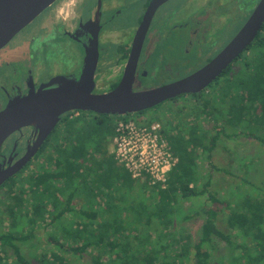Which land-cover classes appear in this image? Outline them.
Wrapping results in <instances>:
<instances>
[{
    "label": "trees",
    "instance_id": "obj_1",
    "mask_svg": "<svg viewBox=\"0 0 264 264\" xmlns=\"http://www.w3.org/2000/svg\"><path fill=\"white\" fill-rule=\"evenodd\" d=\"M249 50L252 58L243 63L247 71L230 76L231 66ZM243 53L223 79L189 95L194 100L192 113L182 115L189 124L191 116L198 118L196 124L181 129L179 122H161L177 158L163 185L132 179L108 152L114 121L126 115L73 111L78 116L68 119L71 112L65 113L62 135L45 145L50 149L40 172L28 175L22 189L11 181L15 176L0 186L10 201L7 226L0 230V264H70L64 254L75 255L73 264H80L78 260L94 249L107 257L101 262L99 255L91 256V264H264V188L252 185L230 192L232 207L224 231L217 223L221 201L208 190L209 176L200 175L195 159L196 151L208 154L223 134L217 129L207 138L200 121L210 117L232 128L242 126L254 137L255 130L260 133L255 138L264 145V23ZM248 168L245 163L243 169ZM75 198L86 201V206H72ZM65 215L69 217L64 219ZM194 217L202 222L191 237L183 224ZM176 223L178 229L168 233ZM49 226L55 232L47 234L52 249L26 256L22 248Z\"/></svg>",
    "mask_w": 264,
    "mask_h": 264
},
{
    "label": "flooded vegetation",
    "instance_id": "obj_2",
    "mask_svg": "<svg viewBox=\"0 0 264 264\" xmlns=\"http://www.w3.org/2000/svg\"><path fill=\"white\" fill-rule=\"evenodd\" d=\"M258 2L55 0L0 49L2 56L19 34L31 28V34L21 45L9 49L0 60V110L10 98L26 95L51 79H79L89 48L95 49L97 54L93 71L94 94L109 92L119 84L136 43H140V49L131 86L133 91L182 79L208 64L223 50ZM43 13L44 16H40ZM11 51L18 55L11 57ZM232 62L215 79H223ZM34 79L44 80L35 82ZM205 88L195 94L204 92ZM189 95L174 96L153 108ZM63 116L25 166L42 152L41 148L53 141L50 136ZM36 139L33 127H23L10 134L0 146L2 168L21 160L31 151Z\"/></svg>",
    "mask_w": 264,
    "mask_h": 264
},
{
    "label": "water",
    "instance_id": "obj_3",
    "mask_svg": "<svg viewBox=\"0 0 264 264\" xmlns=\"http://www.w3.org/2000/svg\"><path fill=\"white\" fill-rule=\"evenodd\" d=\"M54 1L0 0V49ZM263 23L264 0H259L241 28L208 64L182 79L142 91H133L131 87L140 43L133 45L119 84L103 94L92 93L97 54L95 49H87L79 79H51L26 95L10 98L0 110V146L10 134L23 127H33L37 132L36 144L21 160L5 169L0 164V186L25 166L60 116L73 111L125 116L174 96L199 93L248 48Z\"/></svg>",
    "mask_w": 264,
    "mask_h": 264
},
{
    "label": "rangeland",
    "instance_id": "obj_4",
    "mask_svg": "<svg viewBox=\"0 0 264 264\" xmlns=\"http://www.w3.org/2000/svg\"><path fill=\"white\" fill-rule=\"evenodd\" d=\"M40 16H44V13ZM31 34V28H27L26 31L19 34L9 45V49H16L18 46L21 45V41L25 39L27 36ZM20 43V44H19ZM7 51V52H8ZM6 52V53H7ZM251 50L243 53L240 59L236 63H234L230 71V76L235 75L237 71L241 70L242 72L247 71L245 67H243L244 61L247 58H252ZM5 53V54H6ZM0 56V60L3 56ZM18 54L16 51H11L10 56L16 57ZM47 61V58H46ZM42 65H45L42 63ZM228 71V72H229ZM40 80L44 79H34L35 82H39ZM194 105V100L190 97H184L182 99L176 100L175 102H167L162 104L156 108L149 109L145 111L140 116L142 117H152L153 119L158 120L160 123H166L167 121H172L174 124L175 122H179L181 124V129H184L191 125V123L196 124L199 120L198 118H194L191 116V123L184 121V112L186 114H190L189 109L191 106ZM227 102H225L220 107L225 109L227 108ZM218 113L219 111L216 110ZM69 115H73L72 118H69ZM88 115V114H87ZM78 115L68 114V119H74ZM184 118V119H183ZM183 120V121H182ZM200 124L205 130L207 138H210L216 134L217 129H223V134L218 136V141L216 142L215 146L209 151L208 154H202L199 151H196L195 159L196 163L199 167V173L201 176L208 175L210 185L208 190L216 195L218 200L221 202L217 206L218 216H217V223L218 226L224 230L226 229V219L229 215V211L232 207V198L230 197V192L232 191H239L242 192L252 187L264 188V145L261 143L256 137L259 134L255 130L252 132L255 133V137L253 135H247L246 131L243 129L242 126H238L236 128H232L228 123H224L220 118L217 121H214L212 117L201 120ZM164 125V124H163ZM63 132L61 123L57 126L55 131L51 134L50 139L54 140L57 135H60ZM174 132V131H173ZM62 135V134H61ZM232 135V136H230ZM264 136V135H263ZM51 142V141H50ZM52 143V142H51ZM45 151L41 152L37 157H35L25 168L18 174H16L15 179H10L12 182L17 181V186L19 188H24L26 186L27 176L32 175L33 173H39L43 165L45 164V155L49 152L50 147L45 146ZM108 152H110L111 144L109 143L107 146ZM199 152V155H198ZM207 155V156H206ZM99 155H95L98 157ZM247 163L249 168L247 171L243 169L244 164ZM222 169L228 171L224 172ZM201 178V177H200ZM6 181V185L11 181ZM246 180V182L242 181ZM251 184V185H250ZM5 187L1 190L0 189V230H3L4 227L7 226L8 219L5 217L6 215V206L10 202L9 197H5L4 192ZM201 203L206 200V197H201ZM198 199H194V202H198ZM100 205V203H98ZM72 206L76 208H82L86 206V201L80 200L79 198H75L72 202ZM187 206V204L185 205ZM98 208V207H97ZM67 215L64 216V219H67ZM5 219V220H4ZM202 220L200 217H194L188 221H186L183 226L186 232L193 237L195 231L200 226ZM176 223L174 226L167 228L168 233H172L178 229ZM54 234V230L49 226L43 232L38 231V236L34 238V240L27 244L25 248H22L23 252L26 256L30 257L31 253H34V256H39V253L42 250L49 251L52 249L51 244H49L47 234ZM170 250H173L172 246ZM97 249L93 251H89L83 259L78 260L80 264H91L90 259L91 256L97 254ZM105 251V250H103ZM175 251V250H173ZM106 253V252H105ZM99 255V254H97ZM65 259L66 256L70 259V264H73L77 258L75 255L70 256V254L63 255ZM107 255L102 252L99 255V259L103 262L106 259ZM33 263H35V258L33 259Z\"/></svg>",
    "mask_w": 264,
    "mask_h": 264
},
{
    "label": "built area",
    "instance_id": "obj_5",
    "mask_svg": "<svg viewBox=\"0 0 264 264\" xmlns=\"http://www.w3.org/2000/svg\"><path fill=\"white\" fill-rule=\"evenodd\" d=\"M71 113L78 115V112ZM162 128L158 120L140 115L129 114L114 121L110 153L132 179L141 181L144 178L148 184H164L177 158Z\"/></svg>",
    "mask_w": 264,
    "mask_h": 264
}]
</instances>
